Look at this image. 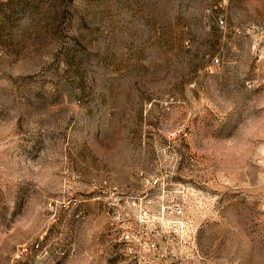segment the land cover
Returning <instances> with one entry per match:
<instances>
[{
  "label": "rangeland",
  "instance_id": "rangeland-1",
  "mask_svg": "<svg viewBox=\"0 0 264 264\" xmlns=\"http://www.w3.org/2000/svg\"><path fill=\"white\" fill-rule=\"evenodd\" d=\"M227 3L0 0V264H264V0Z\"/></svg>",
  "mask_w": 264,
  "mask_h": 264
},
{
  "label": "built area",
  "instance_id": "built-area-1",
  "mask_svg": "<svg viewBox=\"0 0 264 264\" xmlns=\"http://www.w3.org/2000/svg\"><path fill=\"white\" fill-rule=\"evenodd\" d=\"M217 2H221L222 0H216ZM218 23L220 24L221 27H225L226 24H225V21L223 19H220L218 21ZM238 32L241 33V31L239 30ZM262 34L264 35V30L261 31ZM253 47L254 48H261L264 50V39L263 40H260V39H255L253 41ZM220 62L219 58H215L213 63L215 64H218ZM175 212L178 214V215H182L184 213L183 209L181 207H177L175 209ZM148 225H153V222L150 221L148 223ZM126 239H129V235H126ZM157 248V243H155L154 241H151L150 243H147L146 245V252L144 254L141 255L142 259H143V263L144 264H191V263H188V262H185V261H179L177 263H168L167 261H162V260H159L161 259L162 257H164L161 253H156L155 256H150L147 252H152L154 251L155 249Z\"/></svg>",
  "mask_w": 264,
  "mask_h": 264
},
{
  "label": "crops",
  "instance_id": "crops-1",
  "mask_svg": "<svg viewBox=\"0 0 264 264\" xmlns=\"http://www.w3.org/2000/svg\"><path fill=\"white\" fill-rule=\"evenodd\" d=\"M224 2L227 3L228 0H224ZM227 4L230 5V3H227ZM263 30H264V25L254 23V22L251 23L250 25H248V27H247V33H262L261 31H263Z\"/></svg>",
  "mask_w": 264,
  "mask_h": 264
}]
</instances>
